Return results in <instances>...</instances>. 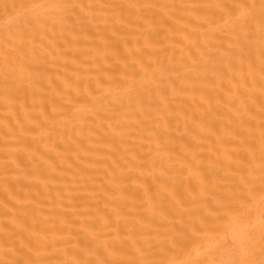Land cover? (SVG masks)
Listing matches in <instances>:
<instances>
[{
    "label": "bare ground",
    "instance_id": "6f19581e",
    "mask_svg": "<svg viewBox=\"0 0 264 264\" xmlns=\"http://www.w3.org/2000/svg\"><path fill=\"white\" fill-rule=\"evenodd\" d=\"M0 264H264V0H0Z\"/></svg>",
    "mask_w": 264,
    "mask_h": 264
}]
</instances>
